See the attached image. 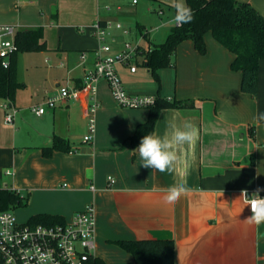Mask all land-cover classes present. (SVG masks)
<instances>
[{"label": "crops", "instance_id": "obj_1", "mask_svg": "<svg viewBox=\"0 0 264 264\" xmlns=\"http://www.w3.org/2000/svg\"><path fill=\"white\" fill-rule=\"evenodd\" d=\"M140 1L126 3L134 11ZM156 1L152 11L159 14L158 26L148 31L138 25L146 30L141 39L130 29L125 33L114 28L123 32L124 42L136 40L143 49L162 43L176 24L178 6L187 8L186 0ZM239 1L249 2L264 15V0ZM130 8L111 0H0V23L17 24L19 29L42 27L46 44L39 55L25 51L16 55L18 79L24 86L12 102L18 110L13 123L5 121L8 99L0 98V189L21 194L26 207L20 216L28 220L49 214L67 221L95 203L96 256L106 264H136L134 256L115 242L125 239H173L176 264H264V224L246 221L251 211L241 197L242 190L254 193L264 188V121L255 119L264 112V59L255 96L243 92L242 72L232 68L235 55L211 32L205 34L206 54L191 39L182 41L174 65L158 70L159 81L143 65L142 55L134 72L117 65L129 93L194 102L193 107L163 108L154 130L162 135L169 121L196 127L197 141L180 149L188 161L187 175L141 166L130 137L150 109L118 106L104 79L98 83L100 108L91 142L84 140L87 91L41 116L30 110L60 84L81 86L101 45L94 26L108 22L105 10L119 15ZM28 56L39 63L23 69ZM32 74L36 78L29 80ZM54 135L65 138L71 150H56L46 157L42 148L52 144ZM180 183L186 184L187 193L178 203L166 204L168 188Z\"/></svg>", "mask_w": 264, "mask_h": 264}, {"label": "trees", "instance_id": "obj_2", "mask_svg": "<svg viewBox=\"0 0 264 264\" xmlns=\"http://www.w3.org/2000/svg\"><path fill=\"white\" fill-rule=\"evenodd\" d=\"M187 8L192 11L190 22L175 24L159 44L150 49L142 48L143 65L150 68L159 81L158 70L174 65L178 45L191 39L201 54H206L205 34L212 35L234 55L232 68L242 72L241 89L255 96L258 92V72L260 61L264 59V15L249 2L239 0H186ZM101 25L106 22L100 21ZM145 37L146 34H144ZM43 28L19 29L16 43L19 51H43L46 44L43 40ZM18 51V52H19ZM17 52V53H18ZM14 54L9 68L0 64V98L13 102L16 92L24 84L18 79L16 55ZM188 100H170L157 95L155 105L151 106L147 120L139 124L130 137L133 148L139 146L141 139L154 133L156 123L163 108L193 107ZM56 150L70 151L68 141L58 135L53 136L52 144L42 148L43 154L49 157ZM25 204L24 198L17 191L0 189V211L15 209ZM32 223L64 222L63 216L37 214L30 219ZM120 247L130 252L136 264H176L175 243L173 239H125L115 241ZM87 264H106L99 257H94Z\"/></svg>", "mask_w": 264, "mask_h": 264}, {"label": "built area", "instance_id": "obj_3", "mask_svg": "<svg viewBox=\"0 0 264 264\" xmlns=\"http://www.w3.org/2000/svg\"><path fill=\"white\" fill-rule=\"evenodd\" d=\"M133 4L138 0H131ZM159 13H162L160 10ZM177 24H181L176 19ZM127 29L121 24L112 25L99 22L94 26V35L103 43L110 29ZM19 25L13 23H0V64L9 68L12 57L19 51L16 43V34ZM139 43L126 41L116 54H112V47L107 44L100 45L93 68L88 69L80 87L60 84L56 92L43 103L35 104L30 110L41 116L51 109L70 99L79 98L85 90L88 93V103L85 106V115L88 118V134L84 137L86 142L93 140L96 132V117L100 108L98 98V83L104 79L118 106L124 108H150L155 105V94L129 93L117 71V65L130 67L132 72L137 69V59L142 55ZM86 53L81 58H86ZM5 121L13 123L18 110L10 100L4 104ZM109 181L115 178L110 175ZM249 196L253 193L247 191ZM264 197V192L260 193ZM250 209V207H249ZM251 211V210H250ZM97 235V208L95 203L88 204L84 209L74 213L70 220L55 223H32L27 220L21 223L14 210L0 211V264H87L96 257Z\"/></svg>", "mask_w": 264, "mask_h": 264}, {"label": "clouds", "instance_id": "obj_4", "mask_svg": "<svg viewBox=\"0 0 264 264\" xmlns=\"http://www.w3.org/2000/svg\"><path fill=\"white\" fill-rule=\"evenodd\" d=\"M178 7L177 20L179 22H190L192 19L191 9L183 5ZM255 119L257 122L264 121V112L258 113ZM197 139L198 130L190 122L185 121L183 124H177L169 121L162 135L155 133L145 135L133 153L139 154L142 161L141 166L144 168H151L160 173L187 175L188 161L186 156H181L180 149L193 145ZM187 191L186 184H175L168 188L164 196V202L168 205H174L179 202ZM261 192H264V188L258 187L251 196H249L246 189L241 192V197L251 210V215L246 221L257 226L264 224V197H261Z\"/></svg>", "mask_w": 264, "mask_h": 264}, {"label": "rangeland", "instance_id": "obj_5", "mask_svg": "<svg viewBox=\"0 0 264 264\" xmlns=\"http://www.w3.org/2000/svg\"><path fill=\"white\" fill-rule=\"evenodd\" d=\"M117 1L124 2L126 4V7L130 8V5H128L126 3L127 0H111V2H117ZM152 1H155V2H151V1L149 2L148 0H141L140 3L136 6V9L134 11L131 10V8H130V10L123 11L119 15L117 13H115V10H113V9L111 10V12L108 10H105V12L107 13V17H108V23H111L112 25H116L119 23L124 27V29H127V30L130 29L132 35H136L138 39H141V38H143L142 34H143L144 29H139L138 25L144 26L145 29L148 31H152L150 29L151 26L156 28L158 26L157 24H159L161 21L159 18V14H157V12L152 11V8H154L155 6L157 7L159 2L156 0H152ZM165 8L168 9L169 7H165ZM146 30L144 32H146ZM107 33H108V35L105 37V40L103 41V43H100L99 40H97V41L101 45H103V44L110 45L112 47V54H116L124 43V41H123L124 36L122 35L123 32L120 30H116V29H110ZM132 43H138V42L136 40L135 41L133 40ZM22 52H24V51H22ZM22 52L19 51L18 55L20 56L22 54ZM24 53H26L27 55H30V53H32V55L33 54L39 55L40 51H25ZM28 58H29L28 65H22L23 69H25L26 66L29 67V66H33L34 64L39 63V61L35 58H30V56H28ZM26 74H28V73H26ZM42 76H44V73ZM34 78H36V74H32V76L30 75V77L28 79L31 80ZM29 86L34 87L33 83H30ZM25 207H26V205L25 206H18L14 209V212H15L18 220L21 223H24L28 220L27 217H21L20 216L24 213Z\"/></svg>", "mask_w": 264, "mask_h": 264}]
</instances>
